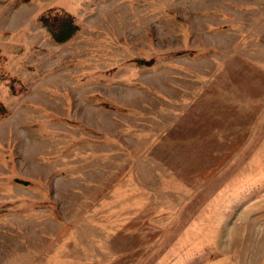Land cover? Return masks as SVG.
<instances>
[{
    "label": "rangeland",
    "instance_id": "obj_1",
    "mask_svg": "<svg viewBox=\"0 0 264 264\" xmlns=\"http://www.w3.org/2000/svg\"><path fill=\"white\" fill-rule=\"evenodd\" d=\"M1 61L0 264H264V0H0Z\"/></svg>",
    "mask_w": 264,
    "mask_h": 264
},
{
    "label": "trees",
    "instance_id": "obj_2",
    "mask_svg": "<svg viewBox=\"0 0 264 264\" xmlns=\"http://www.w3.org/2000/svg\"><path fill=\"white\" fill-rule=\"evenodd\" d=\"M43 22L52 37L60 43L69 40L77 30L75 18L71 14L59 9L46 12L43 17ZM0 76L10 81L11 87L15 85V77L4 71L2 61L0 62ZM7 115L8 109L0 99V120L6 118Z\"/></svg>",
    "mask_w": 264,
    "mask_h": 264
}]
</instances>
